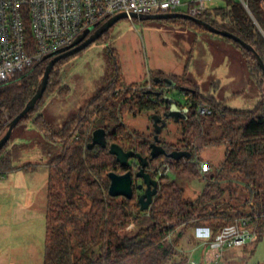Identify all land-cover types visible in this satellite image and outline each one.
<instances>
[{
  "label": "trees",
  "instance_id": "1",
  "mask_svg": "<svg viewBox=\"0 0 264 264\" xmlns=\"http://www.w3.org/2000/svg\"><path fill=\"white\" fill-rule=\"evenodd\" d=\"M244 2L247 7L240 0H227L224 7L206 12L200 19L251 45L264 61V35L259 29L264 30V0ZM171 21L204 29L189 20ZM225 40L241 50L252 85L262 92V100L251 110L231 107L212 95H202L194 87L195 92L185 93L182 88L190 87L185 79L177 75L168 78L162 72L158 73L162 78L154 77L152 91L138 85L127 86L121 62L113 50L112 69L86 107L56 129L37 113L46 94L59 85L55 79L57 66L71 57L55 65L42 100L20 123L35 115L32 123L41 136V150L49 159L44 264H186L187 258L179 262L177 258L187 229L206 228L212 241L222 228L243 217H248L255 228L256 241L264 237V76L252 53L231 39ZM49 61L0 84V139L9 121L35 95ZM155 78L170 79L184 95L185 103H176L187 109L186 118L176 124L181 131V149L190 152L192 158L176 161L165 155L150 161L148 173L152 165H157L153 176L159 179L158 193L149 209L141 211L137 188L132 199L109 194L111 172L124 174L140 169V163L133 159L122 167L109 153V146L116 143L125 151L133 150L150 159L155 133L143 138L129 129L122 118L127 109L135 116L165 118L172 101L166 98L165 84L155 83ZM68 89L60 87L58 94L66 96ZM202 108L211 113L202 115ZM100 128L107 132L108 147L89 149L93 132ZM221 146L226 149L225 159L216 173L207 177L199 153ZM27 148L25 144H14L10 138L0 151V178L20 170H34L31 164L19 166ZM171 149L174 151L173 146ZM196 179L204 182L203 189L197 199L188 200L184 183ZM135 182L136 177L134 185ZM233 199H240L239 204H233ZM131 226L134 230L129 232Z\"/></svg>",
  "mask_w": 264,
  "mask_h": 264
},
{
  "label": "rangeland",
  "instance_id": "2",
  "mask_svg": "<svg viewBox=\"0 0 264 264\" xmlns=\"http://www.w3.org/2000/svg\"><path fill=\"white\" fill-rule=\"evenodd\" d=\"M189 1L183 0V3ZM226 4V0H209L207 12L212 13L214 9ZM187 11L188 6L183 5L177 12ZM212 17L215 18L214 15ZM171 20L126 18L118 21L83 52L57 66L55 79L59 80V85L51 88L46 94L37 107V113L44 115L54 128L59 129L71 115L84 109L88 100L96 93L103 77L109 75L112 69L113 59L110 54L113 50L121 62L127 86L150 87L154 77H161L158 73L162 72L163 76L168 78L173 75L181 76L190 86L186 88H197L202 95H212L218 101L227 102L234 108L251 110L262 100V92L252 85L247 59L239 48L220 35ZM169 85L168 81L165 82V87L169 88ZM63 86L69 88L66 96L58 94V89ZM166 91L169 99L185 103L183 94L178 89L169 88ZM34 116L32 114L29 120L15 129L12 141L17 140L29 146L23 152L20 165L31 164L35 168L25 172L21 186H16L11 178L1 181L0 203H3L4 208L0 211V221L10 220L8 208L13 203L21 202L31 206L32 208L23 210L22 217L27 222L31 219L34 224L32 239H35L36 245L42 244L40 253L43 264L49 159L41 150V136L32 123ZM122 122L143 138L154 135V121L149 115L135 116L133 111L127 109ZM166 124L161 133L163 142L170 150L172 146L174 150L183 148V143L180 142V127L173 119L166 120ZM225 154L226 149L223 146L208 147L199 153L201 166H210L206 172L208 175L205 176L210 177L216 173L225 159ZM156 168L157 165H152L149 173L152 174ZM162 171L160 168L161 173ZM137 172V169L134 170V175ZM201 177L203 180V176ZM201 179L184 183L186 199L198 198L204 186ZM140 181L136 179V183ZM238 196L243 198L242 194ZM225 197L229 201V197ZM137 198L139 199V194ZM231 202L238 205L240 199H233ZM133 230V226L128 229L129 232ZM209 233L206 228L187 229L179 243L181 255L177 262L184 257L188 259L186 264H264V237L241 247L228 248L217 260L213 253L208 257L209 247L205 243Z\"/></svg>",
  "mask_w": 264,
  "mask_h": 264
},
{
  "label": "built area",
  "instance_id": "3",
  "mask_svg": "<svg viewBox=\"0 0 264 264\" xmlns=\"http://www.w3.org/2000/svg\"><path fill=\"white\" fill-rule=\"evenodd\" d=\"M208 1L0 0V84L51 59L46 57L70 49L86 31L97 29L115 15L174 13L187 5L186 14L201 18L207 12ZM240 1L246 6L244 0ZM144 89L150 90L151 86ZM200 113L211 112L202 108ZM202 168L207 172L210 166L203 164ZM256 239L250 219L243 217L222 228L212 241L208 237L205 245L209 247L208 257L213 253L218 260L226 249L241 247Z\"/></svg>",
  "mask_w": 264,
  "mask_h": 264
},
{
  "label": "water",
  "instance_id": "4",
  "mask_svg": "<svg viewBox=\"0 0 264 264\" xmlns=\"http://www.w3.org/2000/svg\"><path fill=\"white\" fill-rule=\"evenodd\" d=\"M247 7V6H246ZM126 18L131 19H164V20H170V19H184L189 20L193 23H195L198 26L203 27L205 30L220 35L224 38H228L233 40L234 42L239 43L243 48H245L248 52L252 53L255 57L257 64L260 66L263 72L264 76V61L260 57V55L256 52V50L237 36L231 34L230 32L222 29H218L209 23H206L204 20L200 18L193 17L186 13H162V14H156V15H127L126 13H121L118 15L113 16L108 21H106L103 25L98 27L97 29L91 28L86 33L80 37V39L68 50L64 52H58L55 54H52L46 59H50L44 75L42 79L40 80L39 87L35 93V95L29 100V102L26 104L25 108L21 111L19 115H17L14 119H12L8 124L6 128L5 135L0 139V151L2 148L8 143L10 138L12 137L15 129L19 126V124L30 114L31 111H33L37 104L42 100L44 93L47 90L49 80L51 77V74L53 72V69L57 63L60 61L66 60L70 57H73L80 52H83L85 49H87L90 45H92L94 42L99 40L105 33H107L111 27H113L118 21ZM259 27V26H258ZM260 31L264 35L263 30L259 27ZM155 83L160 84L165 82H169V87H174L175 83L171 81L170 79H164L161 80L160 78H156ZM182 91L184 92H195L192 89L189 88H182ZM160 94H158L159 96ZM263 95H264V87H263ZM167 98V97H166ZM170 101H173L170 99ZM187 109H180L176 102H173L169 111L165 114V118H161L158 115L153 116L154 121V142L151 144V154L150 159L147 157H143L141 154L136 153L135 151H125L122 147H120L118 144L113 143L109 146V153L116 157V161L122 166L126 167L131 159H138L140 162V169L135 174L136 179H143V184H140L138 189L142 190L144 186H146L145 193L140 196L139 198V204L141 211L148 210L151 204L153 203L154 197L158 193V187H159V180L152 177L150 173H148L146 170L150 164V161H153L160 156L167 155L171 159H174L176 161H179L183 158L191 159L192 154L188 151H178L174 150L173 152L167 154L166 149L161 145V138L160 135L162 133V129L166 127V120L173 119L175 123H178L180 119L186 118ZM95 146H100L101 148H107L108 147V138H107V132L105 129H97L93 132L92 141L89 144V149H93ZM133 173L131 171H127L124 174H117L115 172H111L109 174L110 179V187H109V194L112 197H125L127 199H132L134 196V178Z\"/></svg>",
  "mask_w": 264,
  "mask_h": 264
},
{
  "label": "crops",
  "instance_id": "5",
  "mask_svg": "<svg viewBox=\"0 0 264 264\" xmlns=\"http://www.w3.org/2000/svg\"><path fill=\"white\" fill-rule=\"evenodd\" d=\"M13 143L25 144L19 143L17 140ZM19 166L21 165L19 164ZM9 178H11L16 186H21V182H23V179L25 178V172L20 170L8 175L6 178H0V184L1 181H8ZM2 204L3 203H0V211L4 208ZM30 207L21 204V202L13 203V205L8 208L10 220L7 219V221H0V264L42 263V255L40 253V247L42 244L36 245L35 239H32V232L35 231L34 224L31 222V219L27 222L23 218V210ZM40 241L41 240H39V242Z\"/></svg>",
  "mask_w": 264,
  "mask_h": 264
},
{
  "label": "flooded vegetation",
  "instance_id": "6",
  "mask_svg": "<svg viewBox=\"0 0 264 264\" xmlns=\"http://www.w3.org/2000/svg\"><path fill=\"white\" fill-rule=\"evenodd\" d=\"M166 88H167V87H165V89H166ZM169 88L172 89V88H175V87H169ZM169 88H167V89H169ZM151 89H152V85H151ZM151 89H150V90L148 89V91H152ZM167 89H166V90H167ZM189 89H190V88H189ZM185 93H188V92H185ZM166 96H167V95H166ZM183 96H184V95H183ZM167 98H168V97H167ZM184 100H185V99H184ZM173 102H174V101H172V103H173ZM176 104L178 105V107H179L180 109H182V110L185 109V108L182 107L180 104H178V103H176ZM175 124H176V123H175ZM166 126H167V125H166ZM165 128H166V127H165ZM161 140H162V139H161ZM153 142H154V141H153ZM161 145L166 149L167 154L173 152V151H169V146H167V145L163 142V140H162V142H161ZM168 151H169V152H168ZM178 151H185V150H184V149H179ZM131 160H132V159H131ZM133 160H135L136 162H139L138 159H135V158H134ZM139 163H140V162H139ZM146 171H147V170H146ZM154 173H155V172H153L152 174L150 173V174L152 175L153 178L156 179V177L153 176ZM134 179H135V178H134ZM137 180H139V179H137ZM140 180H141V181H140L139 183H136V182H135V188H137V190H138L139 193H140V194H139V198H140L141 195H143V194L145 193V190H146V186H144V188H143L142 190H139V189H138L139 185L144 183V182H143V179H140Z\"/></svg>",
  "mask_w": 264,
  "mask_h": 264
}]
</instances>
